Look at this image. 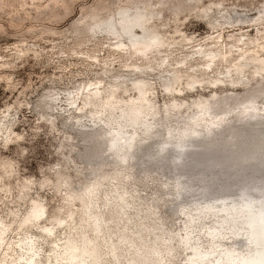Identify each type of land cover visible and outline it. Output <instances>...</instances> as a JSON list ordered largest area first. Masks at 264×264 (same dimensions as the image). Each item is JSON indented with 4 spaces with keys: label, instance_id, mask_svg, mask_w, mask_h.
Returning a JSON list of instances; mask_svg holds the SVG:
<instances>
[{
    "label": "rangeland",
    "instance_id": "obj_1",
    "mask_svg": "<svg viewBox=\"0 0 264 264\" xmlns=\"http://www.w3.org/2000/svg\"><path fill=\"white\" fill-rule=\"evenodd\" d=\"M254 227L264 0H0V264H248Z\"/></svg>",
    "mask_w": 264,
    "mask_h": 264
},
{
    "label": "bare ground",
    "instance_id": "obj_2",
    "mask_svg": "<svg viewBox=\"0 0 264 264\" xmlns=\"http://www.w3.org/2000/svg\"><path fill=\"white\" fill-rule=\"evenodd\" d=\"M140 46V47H139ZM137 51H145L149 46L148 44L139 45ZM167 92H171V88H166ZM263 228V227H259ZM263 230L253 228V234L257 239V244L264 246V234ZM20 249L25 251L23 256L17 258L18 260L25 259V264H40L38 261V247L36 240L31 237H27V240H21L18 244ZM74 260V262L71 261ZM61 260L66 261L68 264H100L98 256L88 249V243L83 240L80 244L75 243L73 240H68L65 245V249L62 253ZM17 262V261H16ZM15 260H4L1 264H15ZM82 262V263H81ZM60 264V263H59ZM248 264H264V253L255 256Z\"/></svg>",
    "mask_w": 264,
    "mask_h": 264
}]
</instances>
